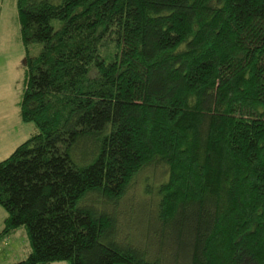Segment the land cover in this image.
<instances>
[{
	"label": "trees",
	"instance_id": "1",
	"mask_svg": "<svg viewBox=\"0 0 264 264\" xmlns=\"http://www.w3.org/2000/svg\"><path fill=\"white\" fill-rule=\"evenodd\" d=\"M16 10L35 131L0 160V237L24 226L30 245L10 264H264V0ZM158 163L154 240L122 244L113 209Z\"/></svg>",
	"mask_w": 264,
	"mask_h": 264
},
{
	"label": "rangeland",
	"instance_id": "2",
	"mask_svg": "<svg viewBox=\"0 0 264 264\" xmlns=\"http://www.w3.org/2000/svg\"><path fill=\"white\" fill-rule=\"evenodd\" d=\"M51 21L54 27L58 26V20ZM41 48V42H31L28 45V54L35 56ZM25 60L26 50L21 40L16 0H0V160L6 158L19 143L35 131L34 125L22 121L19 115V101L26 70ZM166 178L167 168L158 163L145 167L131 179L130 186L119 200V207L123 206L125 214L123 217L119 214L116 209L118 203L113 209L117 220L115 236L122 244L128 243L143 248L154 240V236L146 239L143 233H155L154 227L150 230V225H153L150 201L158 200L157 187ZM5 216L6 211L0 205V231ZM29 251V239L24 226L0 237V264H10L24 258ZM54 263L68 264V261Z\"/></svg>",
	"mask_w": 264,
	"mask_h": 264
},
{
	"label": "crops",
	"instance_id": "3",
	"mask_svg": "<svg viewBox=\"0 0 264 264\" xmlns=\"http://www.w3.org/2000/svg\"><path fill=\"white\" fill-rule=\"evenodd\" d=\"M52 264H55L54 262Z\"/></svg>",
	"mask_w": 264,
	"mask_h": 264
}]
</instances>
